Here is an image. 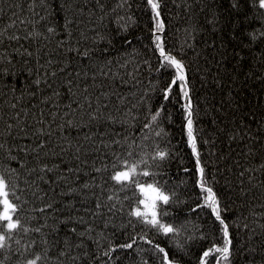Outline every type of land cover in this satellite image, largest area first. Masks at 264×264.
Instances as JSON below:
<instances>
[{"label":"trees","instance_id":"trees-1","mask_svg":"<svg viewBox=\"0 0 264 264\" xmlns=\"http://www.w3.org/2000/svg\"><path fill=\"white\" fill-rule=\"evenodd\" d=\"M233 2L161 0V19L165 26L162 35L165 50L182 60L186 67L200 162L221 208H227L222 216L233 237L231 264H264V207L261 206L264 205V168L260 167L264 164V35H261L264 9L259 8V0H236L238 7H233ZM63 3L64 0H47V3L0 0V31L3 32L0 54L14 61L13 65L4 62V68L14 67L16 73L5 72L0 78V132H4L8 146L33 143L36 138L31 132L41 127L36 121L44 112V127L51 124L52 136L40 137L50 144L48 155H42L41 160L49 167L59 166L47 174L46 181H41L37 173L29 174L32 168L39 167L33 156H25L16 149L12 155L17 160L0 155V171L16 169L9 181L16 187L19 200L11 194L9 199L19 206L15 216L22 227L29 229L27 233L12 234L8 247L3 250V256L7 257L5 264H26L36 255L41 256L37 264H144L145 260L148 264H160L159 254L139 239L145 233L179 264H199L202 252L213 241L222 242L219 224L210 209L197 207L203 204V194L197 183L196 157L187 142L183 108L187 101L178 86L164 99L163 90L174 78V71L157 70L161 58L152 43L154 22L146 0H128L123 7L117 6L120 0H101L102 10L96 0H72L62 11ZM13 20L17 23L10 27ZM19 20L27 23L20 24ZM68 21L71 24L65 29ZM49 26L55 27L56 32L48 33ZM29 33L32 37L24 39ZM13 34L21 39H10ZM61 41L65 43L61 45ZM70 47L72 51L68 50ZM17 48L21 51L26 48L34 55L22 57L15 51ZM86 50L90 53L87 57L82 55ZM37 58L41 64L48 59L53 61L51 70L57 71V76L48 78L51 88L41 84L36 89L30 84V79L35 77L20 74L22 59L38 67ZM65 65V72H59ZM101 68L107 76L100 74ZM76 72L81 76H76ZM69 79L73 82V96L65 88ZM85 87L87 93L83 92ZM53 89L61 93L55 98L60 104L58 110L51 102H41L52 95ZM30 92H35V96ZM101 93L107 94L106 99L101 97L102 103L108 105L105 114L111 113L115 122L98 121L79 130H60L47 115L49 111L63 114L67 111L64 106L70 101L79 100L84 104V95L94 100ZM73 109L69 115L59 116L57 123L71 118L78 124H86L87 109H77L75 103ZM157 111L160 115L152 121L151 116ZM8 124L13 125L12 136L23 135L19 128L26 127L29 138L13 141L5 130ZM146 124L149 126L145 127ZM90 129L92 133H107L104 138L107 148H101L98 137H94L96 143L84 141L83 135ZM236 133L240 135L233 139ZM64 137L86 149L79 154V160L75 159L74 148L68 149ZM62 143L67 149L63 153L59 147ZM157 151L167 152L168 157L164 161L153 159ZM117 157L139 164L137 172L148 171L150 175H138L136 179L154 183L171 196L170 203L162 206L167 215L161 219L177 229L178 234L158 233L127 215L139 206L137 201L142 196L134 194V188L124 190L108 179L111 166L119 167ZM21 163L27 167L21 168ZM105 165H108L107 171H94V168L104 169ZM69 168L73 171L68 172ZM61 174L65 175V181L52 182ZM85 183L89 184L88 188L83 187ZM69 187L76 189L77 194L61 195ZM109 195L112 200L107 199ZM97 200L120 209L111 217L108 228H104L102 218L83 211L85 207L94 210ZM46 203H52L53 208L46 213L39 212ZM72 205L80 211H72ZM100 211L103 218H108L107 207ZM70 214L73 222L67 223ZM76 217H83L95 228L94 239L103 232L113 244L130 242L133 236L137 237V243L131 249H117L111 259L101 255L108 243L103 237L100 247L90 239L83 248H76L79 238L70 229L76 227L79 232L85 227L75 222ZM245 223L248 228L243 227ZM37 227L41 228L39 233L34 231ZM29 244L32 246L28 247ZM213 259H209V264Z\"/></svg>","mask_w":264,"mask_h":264},{"label":"snow or ice","instance_id":"snow-or-ice-1","mask_svg":"<svg viewBox=\"0 0 264 264\" xmlns=\"http://www.w3.org/2000/svg\"><path fill=\"white\" fill-rule=\"evenodd\" d=\"M45 3H47V0H44ZM175 2V0H174ZM33 3H35V0H33ZM72 0H64V3L60 6L61 10H66L69 5H71ZM147 5L149 6L151 12H152V20L154 22V26L152 28V43L154 45V48L159 52V56L161 58V63L159 65L158 71L160 69H164L165 71L171 69L174 71V78L170 80V83L165 87L163 90L164 99H168V95L171 92L172 88L174 86H178L180 89V92L182 93L184 99L187 101L186 104L183 105V108L186 112V127H187V142L189 146L192 149L193 155L196 157V169L198 172V186L201 190L203 204L197 205V207H207L210 209L211 214L214 216L215 221L219 224V231H220V239L221 243H216L213 241L212 245L208 247L206 250L202 252V255L199 258V264H209V259L214 258L212 261V264H231V257L233 254V237L229 231V224L225 222V219L222 216V211H226L227 208L225 206L224 209L221 208L220 200L217 197V194L213 191V188L209 186V182L205 176V168L201 165L200 162V153L197 148V142L196 137L194 136L193 132V120H192V104H191V97L189 95V89H188V79H187V72L185 64L182 62V60L178 59L176 56L172 55L170 51H166L164 47V40H163V32H164V23L161 19V0H146ZM97 6L103 9V6L101 4V0H96ZM128 4V0H120V3L117 5L118 7H123L124 5ZM233 7H238V3L236 0L233 2ZM259 8L264 9V0H259ZM2 11V10H0ZM131 19V18H129ZM17 23L16 20L11 21L10 27H14ZM20 24L27 23L24 20H19ZM69 24H71V21H68L65 24V29L68 28ZM4 31H7L5 28ZM48 33H55L56 28L49 26L47 28ZM69 36H71V33H68ZM83 35V33H81ZM261 35H264V33H261ZM3 36V32L0 31V37ZM32 37V33H29L27 36L24 37V39H30ZM12 40L19 41L21 39L18 35H11L9 37ZM65 42L61 41L60 44L63 45ZM130 43V41H129ZM23 46L21 45V48ZM69 51H72L73 49L70 47L68 49ZM15 51L22 57H33V53L28 51L26 48L21 51L20 48L15 49ZM76 51H79L76 49ZM85 57L89 56L90 53L86 50L82 53ZM4 62H6L9 65H13L14 61L11 59H8L6 56L0 54V78L3 77V74L7 72L8 75H14L15 69L14 67L5 69L4 68ZM21 65H23L20 68V74L27 73L28 76L35 77L34 79H30V84L34 85L36 89H39L41 84L46 85L47 87L51 88L52 84L49 81V77L55 78L57 76V71L51 70V65L53 61L51 59H48L45 61L44 64L40 63L39 58L36 59V65L38 67H34L32 65H29L28 61L26 59H22L19 62ZM107 65H105L106 67ZM67 65L65 67L59 68V72L64 73ZM100 74L107 76L108 73L105 72L102 68L100 69ZM76 76H81V73L76 72ZM86 75V73L84 74ZM95 75H93L92 79L95 80ZM179 82V83H178ZM65 88L68 92L69 96L75 95L73 92V82L71 79L67 80L65 82ZM15 92V89L12 90ZM84 93L88 92V88L85 87L83 89ZM32 96H35V92L29 93ZM23 93H21V96ZM61 93L53 89L52 95L48 97H44L42 99V103L48 104L52 103V107L54 109H59L60 104L55 99L59 97ZM101 97L107 98L106 93H101L100 96L95 97L93 100L92 98L88 97L87 95L83 96V100L85 101L84 104H81L79 100L76 101H70L68 104H66L64 107L67 111L65 113L61 114L59 111H49L47 113L48 116L51 117L52 124H56V127L60 130H63L65 128L69 129H81L83 127H89L96 122L100 121H109V122H115V118L112 116L111 113L105 114L104 109L108 108L107 104L102 103ZM118 99H123V97H118ZM73 103L76 104L77 109H87L85 115L87 116V123L86 124H78L74 122L71 118H68L64 120L63 123H57V118L61 115H69V111H75L73 109ZM94 104L96 105L94 107ZM12 108H16V104H12ZM160 115V112L157 111L155 114L151 116L152 121H156L157 117ZM19 114H17L18 118ZM45 113H40V118L36 121L38 124L41 125V127L33 130L31 132V136L35 137V142L28 143L24 145H17L13 144L12 146L7 145V141L4 139V132H0V155H7L9 159L11 160H17V157L12 155V152L14 149L18 150L19 152L23 153L25 156H33V159H35L39 167L38 168H32L30 171V175L32 173H37V179L41 181H46V176L48 173L54 172L58 169V165L55 167H49L47 163H43L41 160V156H47L48 151L50 150V144L48 140L40 139V137H51L52 131H51V124H48L47 128L44 127L46 124V121L44 120ZM149 125H145V127H148ZM12 129L13 125L8 124L6 125V131L8 136L12 137L13 141L17 139H23L27 140L29 138V132L26 127H20L19 132L23 133L21 136H12ZM240 133H236V136H233V139H236L237 136H239ZM107 136V133H102L97 131L96 133H92L91 129L88 133H85L83 135V139L86 142H92L96 143V140L94 137L99 138V143L101 145V148H107L108 144L104 142V138ZM63 140L67 142L68 149L74 148L76 156L75 159L79 160L80 156L79 154L81 152L86 151L84 149V146L82 144H75L73 145L71 142L67 141V137H64ZM112 143H116V141H111ZM61 153L65 152L67 149L63 146V143L59 145ZM98 151L101 149H97ZM34 154V155H33ZM53 155H56V153H52ZM131 153H129V156ZM168 157V153L164 151H157L153 159L164 161ZM117 160L119 161V167L117 164H113L112 172L109 175L108 179L115 182V184L120 185L122 189L127 190L128 188H134L135 192L134 194L142 196L143 198L138 199L137 204L139 206L133 208L130 212L127 213L128 216L135 218L140 224L144 225L148 229H156L158 233L168 235V234H178V230L175 229L171 224H167L162 222L161 217L164 215H167L166 211H162L163 205H168L170 203L171 196L167 194L166 192L162 191L161 188L154 186V183H141L136 177L138 175L148 176L150 173L148 171H143L138 173L137 169L139 167V164L135 162H129L127 159H122L121 157H117ZM19 163V161H18ZM140 163H145L144 161H141ZM21 168H26L27 165L21 163ZM261 168H264V164H261ZM108 165H105L104 169L101 168H94V171L97 173H100L102 171H107ZM68 172H72L73 169L69 168L67 170ZM187 171V169H185ZM16 172V169L10 168L5 169L4 171H0V264H5V261L7 257L3 256V250L8 247V240L12 238V234L14 232H24L27 233L29 231L28 228L22 227L20 219L15 216V214L18 211V205L16 203H13L12 200L9 199V195L11 194L16 200H19V197L16 195V187L10 185L9 176L11 173ZM6 173L8 175H6ZM243 175V173H241ZM66 177L64 174H61L56 177L55 182L59 184L61 181H65ZM84 188H88L89 184L85 183L83 185ZM77 194V190L73 189L72 187H69L66 192L61 193V195H67V196H73ZM108 200H112L113 197L109 195L107 197ZM83 203V202H82ZM142 206V207H140ZM264 207V205H261ZM65 207H68L66 205ZM103 207H107V214L108 218H103L104 214L101 213V209ZM53 208L52 203H46L44 207L39 208L38 211L41 213H46L48 210H51ZM72 211H80L79 209H76L74 205L71 207ZM195 211V209H193ZM83 211L91 215L95 218H102L103 219V226L104 228H108L111 223V217L115 215L116 212L120 211V209H117L115 204L106 206L103 205L99 200L95 203L94 210H90L88 208H84ZM67 223L73 222V217L71 214L69 215ZM75 222L77 224H85V227L83 231L77 230L76 227H72L70 231L74 234L78 235L79 243L75 244L74 247L76 248H83L87 240L94 239L93 233H95V228L91 225L86 223L83 217H76ZM129 224L132 223L131 220L128 221ZM244 228H248V224L245 223L243 225ZM264 227V226H262ZM35 232L39 233L41 231V228L37 227L34 229ZM253 234L255 230H252ZM264 235V233H262ZM103 237L107 243V247L104 248L101 255L108 257L111 259L112 253L115 252L117 249H131L133 246L137 243V237L133 236L131 238L130 242H124L121 244H113L111 243V238L104 236L103 232L98 233L96 238L94 239V242L97 244L98 247H100V238ZM202 239L204 237H201ZM140 240H143L145 243L149 244L152 247V250L159 254V261L160 264H179V261L176 260L174 257L170 258L169 253L165 250V248L161 247L158 244H154L153 241L149 240L147 238V234L139 236ZM16 243H20L19 241H16ZM35 241L32 242L34 244ZM32 244H29L28 247H31ZM180 247V245H177ZM64 254L63 252L61 253ZM85 255H87V251L85 250ZM99 258V257H97ZM41 259L40 255H36L34 259L27 260L26 264H37V262ZM73 259H76V257H73ZM144 264H148V261L145 260Z\"/></svg>","mask_w":264,"mask_h":264},{"label":"rangeland","instance_id":"rangeland-1","mask_svg":"<svg viewBox=\"0 0 264 264\" xmlns=\"http://www.w3.org/2000/svg\"><path fill=\"white\" fill-rule=\"evenodd\" d=\"M143 198V197H142ZM140 207H142V206H140Z\"/></svg>","mask_w":264,"mask_h":264}]
</instances>
